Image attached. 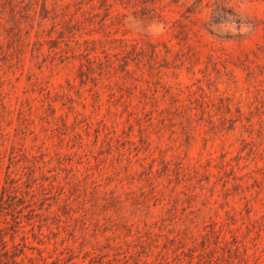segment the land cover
I'll use <instances>...</instances> for the list:
<instances>
[{"label":"rangeland","instance_id":"rangeland-1","mask_svg":"<svg viewBox=\"0 0 264 264\" xmlns=\"http://www.w3.org/2000/svg\"><path fill=\"white\" fill-rule=\"evenodd\" d=\"M207 2L0 0V264H264V1Z\"/></svg>","mask_w":264,"mask_h":264},{"label":"trees","instance_id":"trees-1","mask_svg":"<svg viewBox=\"0 0 264 264\" xmlns=\"http://www.w3.org/2000/svg\"><path fill=\"white\" fill-rule=\"evenodd\" d=\"M173 2L183 3L185 12L181 16L186 17L185 14L189 16L199 14L202 11L204 0H173ZM209 3L210 2L205 3V6L210 10L211 20L207 23H203V27L208 33L213 34L212 27L223 23H233L237 28L241 26L242 23L240 19L233 13L232 9L227 6L226 0H213V2ZM166 23L168 24V22Z\"/></svg>","mask_w":264,"mask_h":264}]
</instances>
